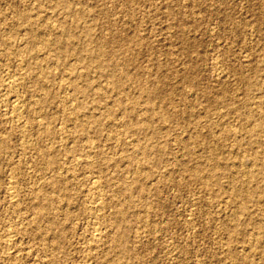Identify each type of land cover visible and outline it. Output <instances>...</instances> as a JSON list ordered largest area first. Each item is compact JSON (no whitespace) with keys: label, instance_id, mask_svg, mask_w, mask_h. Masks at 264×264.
<instances>
[{"label":"rangeland","instance_id":"obj_1","mask_svg":"<svg viewBox=\"0 0 264 264\" xmlns=\"http://www.w3.org/2000/svg\"><path fill=\"white\" fill-rule=\"evenodd\" d=\"M0 264H264V0H0Z\"/></svg>","mask_w":264,"mask_h":264},{"label":"bare ground","instance_id":"obj_2","mask_svg":"<svg viewBox=\"0 0 264 264\" xmlns=\"http://www.w3.org/2000/svg\"><path fill=\"white\" fill-rule=\"evenodd\" d=\"M72 10H73V9H72ZM29 28H30V27H29ZM36 29H37V28H36ZM33 34H34V33H33ZM43 34H44V33H43ZM44 35H45V34H44ZM62 40H63V39H62ZM52 43H54V42H52ZM6 46H7V45H6ZM48 46H49V44H48ZM53 46H54V45H53ZM96 47H97V46H96ZM50 67H51V66H50ZM42 69H43V68H42ZM66 75H67V74H65V76H66ZM65 78H66V77H65ZM66 79H67V78H66ZM17 104H18V103H17ZM16 108H17V107H16ZM17 109H18V108H17ZM19 111H20V110H19ZM79 116H80V115H79ZM149 117H150V116H149ZM74 121H75V120H74ZM50 163H51V162H50ZM46 164H47V163H46ZM99 185H100V184H99ZM128 186H129V185H128ZM116 188H117V187H116ZM97 189H98V188H97ZM117 189H118V188H117ZM95 190H96V189H95ZM96 191H97V190H96ZM114 191H115V190H114ZM47 196H48V195H47ZM96 196H97V194H96ZM98 196H99V195H98ZM101 198H102V197H101ZM48 201H49V200H48ZM95 203H96V202H95ZM95 203H94V204H95ZM51 204H52V203H51ZM91 204H92V203H91ZM99 204H100V203H99ZM95 206H96V205H95ZM97 208H98V211H100V209H101V204H100V206H98ZM38 218H39V217H38ZM45 219H46V218H45ZM96 219H97V218H96ZM38 220H39V219H38ZM45 223H46V222H45ZM41 227H42V226H41ZM95 228H96V227H95ZM95 228H94V230L96 231L97 235H98V234L100 235L101 231H103V230H101L102 228H101V229H100V227H98V229H97V228L95 229ZM93 234H94V233H93ZM93 234H92V235H93ZM95 235H96V234H95ZM93 236H94V235H93ZM94 237H95V236H94ZM96 237H98V236H96ZM99 239H100V238H98L97 240H99ZM93 240H94V239H93ZM95 240H96V238H95ZM97 242H98V241H97ZM98 243H99V242H98ZM97 247H99V246H97ZM93 249H94V248H93ZM96 249H97V248H96ZM9 254H10V253H9ZM15 254H17V253H15ZM127 254H128V253H127ZM13 257H14V256H13ZM9 258H10V256H9ZM9 258H8V259H9Z\"/></svg>","mask_w":264,"mask_h":264}]
</instances>
